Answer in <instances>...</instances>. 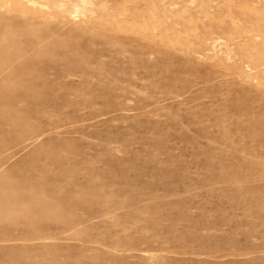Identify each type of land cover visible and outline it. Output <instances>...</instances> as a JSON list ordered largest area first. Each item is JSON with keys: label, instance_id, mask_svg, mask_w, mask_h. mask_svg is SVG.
Returning <instances> with one entry per match:
<instances>
[{"label": "rangeland", "instance_id": "374dc122", "mask_svg": "<svg viewBox=\"0 0 264 264\" xmlns=\"http://www.w3.org/2000/svg\"><path fill=\"white\" fill-rule=\"evenodd\" d=\"M0 264H264V0H0Z\"/></svg>", "mask_w": 264, "mask_h": 264}]
</instances>
